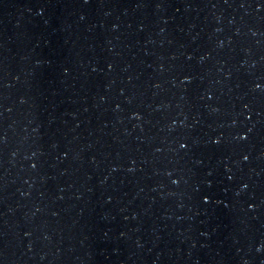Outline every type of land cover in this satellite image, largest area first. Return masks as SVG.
<instances>
[{"label": "water", "instance_id": "water-1", "mask_svg": "<svg viewBox=\"0 0 264 264\" xmlns=\"http://www.w3.org/2000/svg\"><path fill=\"white\" fill-rule=\"evenodd\" d=\"M0 264H264V0H0Z\"/></svg>", "mask_w": 264, "mask_h": 264}]
</instances>
